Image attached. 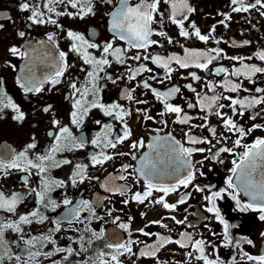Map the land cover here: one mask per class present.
<instances>
[{
	"label": "flooded vegetation",
	"instance_id": "af4514ba",
	"mask_svg": "<svg viewBox=\"0 0 264 264\" xmlns=\"http://www.w3.org/2000/svg\"><path fill=\"white\" fill-rule=\"evenodd\" d=\"M25 0H0V81L3 82L2 87L7 97L19 106L20 111L24 113L23 121L13 119L15 113L6 108L0 112V153L5 155L18 153L23 151L25 147L35 142L37 147L29 151V156L35 158L37 155L45 154L49 147L54 143V136L58 134L60 126H66L70 129L72 137L76 138V142L81 139L85 142L83 148L71 147L72 141L69 140L68 146L64 147L60 152L55 154L57 161L69 160L70 164H64L60 167H50L48 172L44 175L50 181H63V186H55L47 193L45 203L55 201L57 207L52 208L51 204L48 207L38 203L35 193L29 194L30 189H41V177L36 174V170H31V175L28 178L27 184L23 181V177L28 175L25 172L10 170L7 176L0 174V192H3L6 197H10L13 193L23 194V200L17 204L14 212H7L0 210V219L4 222L19 221V217L28 214L36 209L47 217L43 223H37L35 218L31 224H21L22 232L18 233L14 230H7L4 233V240L6 245L4 247L8 250V255L13 259L9 260L7 256L4 257V264H18L14 259L15 256H21V264H29L27 252H55L59 247H72L80 255L68 256L65 260L66 253H55L51 257L45 258L43 255L36 258L35 264H81L82 261L88 260L89 264L97 258V253L100 251H109L105 245L107 243L126 242L128 239L138 240L140 243L134 244L133 251L137 253L134 256L124 255L120 257L122 264H203V261H198L194 257L198 253L194 252L191 245L187 248H180L177 244H168L160 249L155 258L139 257V251L145 245L153 244L157 241L156 236H144L139 231L150 233H159L162 236L170 237L173 240L180 239V233L188 232L192 235L194 240L203 239L206 241L205 255L209 259H218L223 264H253V262L242 259L243 252L249 255L264 254V221L259 219L260 213L249 210L241 212L236 206V202L232 200L227 192L223 194L222 198L217 199L216 205L220 210L223 219L229 224V234L233 241L232 245L226 246L224 241V225L215 218L214 213L207 212L210 203L205 199V196L211 195L213 191H220L227 187L226 180L231 175L232 161H238V155L245 151L243 147L234 149V153H221L216 159H205L211 157L213 153L217 152L221 147H234L233 141L237 136L233 133L227 132L223 128L222 121L215 116L209 117V126H215L217 129V139L222 135L227 136L228 139L217 144L213 139V147L208 144L194 145V147H202L205 149L211 148V152L194 153L192 162L196 169V179L187 188L182 186L177 192L171 193L167 196L169 203H177L182 194L190 193L186 203L178 204L173 211L162 208L160 205H153L148 201L144 204H139L131 200L133 193L139 191L143 192L145 189V182L143 178L136 182V173L132 168H129L128 173H122L123 165H132L138 167V161L142 155L149 150L147 144L151 142V138L157 133L154 129H161L160 135L171 134L179 140L185 147H188L186 138L181 129L187 130L190 125H179L174 123L175 114H166L161 117L160 112L163 111V105L156 100L149 89H144L142 85L144 80H148L152 87L159 91H167L169 88L175 86L181 89L170 102L181 106L185 113L192 116L191 124H201L204 121L200 119L204 115L199 108L189 109L187 104L189 102L196 103V93H193L185 87L191 84L196 88L197 92L211 96L213 93L208 90L206 84L212 81L220 85L224 80V75H216L215 69L218 67H226L229 72L235 67L241 66V61L228 59L226 57H244L243 63L264 67V61L256 58L257 51L264 50V16L260 15V11L264 9H251L249 12H232L234 7L231 5V0H189L190 6L195 8V11L189 15L188 21L185 22V28L191 31L190 24L194 22L200 28L202 34H209L210 29L215 25V32L211 33L212 39L207 43L202 42L194 36L186 39L179 35V28L172 25L165 19L163 25L153 24L152 28L155 31H164L168 37L172 38V43H168L167 37L153 35L151 39L159 41V45H152L146 51L139 50L141 56L160 55L168 57L173 54L183 56L184 48L193 50H208L211 48H220L223 50L221 58L213 61L209 66L211 72H205L197 68L182 69L178 65L172 64L171 67L176 69L171 74V79H165L163 83L159 80L165 76V71L151 63V60L141 59L135 61L127 59L126 63L121 65L115 62L111 67L105 66V71L100 73L101 79L98 83L103 89L100 93L101 102L104 104L119 103L126 109L132 110V115L127 117L128 126L132 129L133 135L130 140L125 141L124 144L118 145L116 149L103 148V144L99 147L92 144V140L97 136L103 137L105 124L111 125V132L109 135L115 137L122 134L123 126L120 121L114 120L112 117L105 116L100 109H92L87 116L84 117L82 124L77 127L71 122V113L73 109V99L71 83H76L77 87L85 84L87 79V72L91 71V66L83 62L81 56L71 51V41L67 33L74 31L82 34L86 39L97 44H103L112 39L113 34L109 31V13L113 11V4H117L118 0H113V4L101 2V0H93L94 15L89 14L82 19L79 16L62 15L57 17L54 13L53 19L58 21L57 25L50 23L32 24L28 20L29 12L21 11L20 4ZM41 7V10L47 12L43 8V3L46 0H28ZM139 0H131L132 4L138 3ZM254 0H246V3H253ZM162 10H165L167 16V6L161 4ZM57 11L75 12L70 6L59 5ZM225 15H230L231 19L226 21L227 27L220 23ZM23 31L25 36L23 38L18 36V33ZM49 34H55V40L49 42L47 37ZM220 40L217 44L215 41ZM43 41V43H41ZM244 41H249L244 44ZM235 42L238 46H233ZM18 47L22 51H28L30 57L34 59V72L37 77L43 79L44 76L55 72V64L59 60V52L67 53V63L69 67L60 78V83L53 87L50 83H46L43 90L39 93H25L24 90L17 83L19 73V66L22 62L29 63L26 58L12 56L8 49L11 47ZM116 47H127L123 41L117 40ZM93 55L99 57L101 52L96 49H89ZM47 53V57H45ZM138 54V50L132 49L127 53L128 57ZM250 57V59H248ZM111 60L112 58L109 57ZM141 64L146 65L152 69V72H143L136 77L134 81H129L127 76L129 74V67L135 69ZM14 66V67H13ZM190 72H196L201 77V80L195 81L189 75ZM26 75L25 65L23 66L22 77ZM108 76L116 80L112 83ZM156 76V80H151L149 77ZM234 82L241 84V89L237 93H232L224 90L221 87L216 88L217 94L223 96H231L233 98L244 99L245 97L264 95V93L255 92V88H264V73H257L252 79L240 77H230ZM125 88L135 89L133 95L139 100H146V104H137L134 101H128L123 98V90ZM248 89V91H245ZM77 98H79L77 96ZM5 102H6V98ZM89 99H92L89 96ZM219 103L226 105L223 109L229 116L239 124L244 126L245 130L252 128L255 124L264 125V104L257 105L252 109L245 111L241 117L233 115L231 110L227 107L229 100L221 99ZM51 105L49 112H44V107ZM147 110L148 114L154 117V120L146 121L143 115L138 113L136 109ZM256 113H262L257 116L255 120L251 118ZM53 120L60 121V125H54ZM161 120L167 121V126L159 123ZM97 121H100L97 124ZM194 135L199 137H207L212 139L211 134L206 128H193ZM52 133L53 135H49ZM256 138H264V127L252 131L249 135L244 137L242 144H252ZM143 139L145 147L138 150H131L130 143ZM103 150L108 155H112V160L106 161L103 165H92L91 155L99 154ZM137 156L136 160L131 158V155L122 156L118 153L133 152ZM223 160V163L220 162ZM203 161V164L197 163ZM76 164L87 165V179L80 183L79 181L73 185L71 177L75 170ZM203 172V175L200 173ZM121 174L128 175L127 180H114L110 184L127 185L130 191L125 196L113 194L105 191L102 187L106 180L110 177H118ZM162 182L173 183L174 178H165ZM233 182H236L233 177ZM195 185L205 187L204 192L195 190ZM210 188V190H209ZM228 191H233L229 189ZM163 195L159 192H153L151 199L158 198ZM65 199L71 200V204L65 205ZM238 199L241 203H249L251 200L245 196L243 191L239 192ZM81 200L89 201L93 204L96 216L103 219H96L91 217L89 211H82L79 220H73L68 223L64 218L74 206L78 205ZM128 200L125 204L123 201ZM112 211L111 216L108 215ZM144 214V215H142ZM175 216L177 220H185L184 224H176L171 219ZM115 223L113 220L116 218ZM31 218V217H30ZM163 220L167 224V228H162L157 224H150L153 220ZM61 220L60 231L55 232V222ZM81 221H83L81 223ZM120 223L130 224L129 230H124L119 227ZM193 224V227H189ZM147 225V226H146ZM90 228L93 231L99 232L103 230L104 237L102 239H95L91 237V232L85 231ZM53 230V231H50ZM129 232L131 236H129ZM50 236L49 241H34L35 248H29L25 241L33 239L34 237ZM84 237V244L87 247V252H82L80 248V237ZM71 238V239H70ZM92 239V243L88 244V240ZM246 239L252 240L249 245L245 242ZM239 242V246L237 245ZM4 247H0V255L4 254ZM243 250V251H242ZM193 251V257H188L187 253ZM235 258V261L233 260Z\"/></svg>",
	"mask_w": 264,
	"mask_h": 264
},
{
	"label": "snow or ice",
	"instance_id": "6c2138e0",
	"mask_svg": "<svg viewBox=\"0 0 264 264\" xmlns=\"http://www.w3.org/2000/svg\"><path fill=\"white\" fill-rule=\"evenodd\" d=\"M101 2H107L108 4H113V0H101ZM167 6V16H165V10H162L161 4ZM59 5L70 6L76 11L73 12H63L57 11ZM232 7L231 11L240 13V12H249L251 9H264V0H254L253 3H246V0H231ZM43 8L47 12L41 10L36 4L28 2L25 0L24 3L20 4L21 11L29 12L28 20L32 24H45L50 23L57 25L58 21L52 18V15L55 14L57 17L62 15L67 16H79L81 19L84 16L94 13V4L93 0H46L43 3ZM113 11L109 13V31L113 34L111 40L104 42L103 44H97L86 39L82 34L68 31V38L73 41L71 45V51L79 54L83 59V62L91 66V71L87 72V79L85 84L81 87H77L76 83H71L70 87L72 88V99H73V111L71 113V122L72 124L79 127L85 116L92 109H100L105 116L112 117L114 120L121 122L123 126L122 134L115 136L114 138L109 135L111 132V125L105 124L103 128L105 129L103 137L97 136L96 139L92 140V144L100 146L103 144V148L116 149L118 145L124 144L125 141L130 140L133 135L132 129L128 126L126 118L132 115L131 109L124 108L119 103L104 104L101 102L100 93L102 88L99 85L98 81L101 79L100 73L105 71V66L111 67L112 63L125 64L127 59L140 61L151 60V63L155 64L157 67L164 69L165 76L159 80L160 83H163L165 79H171V74L176 69L171 67L174 63L182 69L188 68H197L205 72H211L209 66L213 61L221 58L223 50L220 48H211L208 50H193L189 48L181 47L184 50V55L180 56L177 54L170 55L168 57H162L160 55L141 56L139 50L146 51L152 45H159V41L151 39L153 35L167 37L168 43L171 44L172 38L168 37V34L164 31H155L152 28L153 24H161L167 19L172 25H175L179 28V35L190 39L193 36L198 40L207 43L212 39L211 33H214L216 28L213 25L210 29L209 34H202L200 28L196 26L194 22L190 24L191 31L188 28H185V22L188 21L189 15L195 11V8L190 6L189 0H139L138 3L132 4L131 0H118L117 4H113ZM260 15L264 16V11H260ZM230 15H225L224 19L220 23L224 24L227 27L226 21L230 20ZM3 25L0 24V28ZM18 36L23 38L25 33L23 31L18 33ZM49 42L55 40V34H49L47 37ZM123 41L126 44L125 47H116L114 46L116 41ZM217 44L220 43V40L215 41ZM43 43V41H41ZM249 41H244V44H248ZM233 46H238L233 42ZM89 49H96L101 52L100 56L97 57L89 52ZM138 50V54L128 57L127 53L132 50ZM9 53L12 56H18L20 58H26L30 62L25 64L26 75L24 77H18L17 83L24 90L25 93H39L43 90V87L46 83H50L53 87L60 83V78L64 75V72L69 67L67 63V53L59 52V60L55 64V72L44 76L43 79L36 76L34 72V59L30 57L28 51H22L18 47H11L8 49ZM45 53V57H47ZM256 58L260 61H264V50L257 51L255 53ZM109 57L112 59L110 60ZM228 59L241 61L240 67H235L231 72L226 67H218L215 69V74L224 75V80L220 85L215 84L212 81H208L206 87L213 94L211 96L201 94L197 92L191 84L185 85L187 89L196 93V103L189 102L187 107L189 109L199 108L201 112L204 113L200 119L204 121L201 124H191L193 117L185 113L184 109L172 102L181 89L179 87H171L167 91H159L158 89L152 87L148 80H144L142 85H137V87L142 86L144 89H149L156 100L160 101L163 105V111L159 113L161 117L166 114H175L174 123L179 125H190L187 130L181 129L183 132L188 147H185L179 140H177L170 133L166 135H160L161 129H154L157 134L151 138V142L147 144L148 152L142 155L138 161V167H133L132 165H123L121 172L128 173L129 168L133 169V172L136 173V182L139 183V179L143 178L145 182V189L143 192H135L131 196V200L144 204L145 201L153 205H160L162 208L173 211L177 208L178 204L186 203L190 193L182 194L177 203H169L167 201V196L171 193L177 192L178 189L182 186L187 189L192 182L196 179V169L192 162V156L194 153H204L211 152V148L205 149L202 147H194V145L208 144L213 145V139L216 140L217 144L222 143V141L228 139L227 136H221L217 139V129L215 126H209L208 120L209 117L215 116L222 121L223 128L237 136V139L233 141L234 147H221L217 152L213 153L211 157H205V159H216L220 156L221 153H234V149L237 147H243L245 151L238 155V161L234 159L232 161L233 167L231 168V175L226 180L227 187L221 189L220 191H213L211 195L205 196V199L209 201L210 207L207 208V212L214 213L215 218L224 225V241L225 245L229 246L233 244V241L229 234V224L223 219L220 214V210L216 205V201L219 198L223 197L225 192L231 196L232 200L236 202V206L241 212H246L253 210L260 213L259 219L264 221V138H256L254 143L242 144L244 137L249 135L252 131H255L258 128L264 127V125L255 124L252 128L245 130L244 126L239 125L234 119L233 116H229L228 113L224 112L223 109L226 105L219 103L221 99L229 100L230 103L227 107L231 110L233 115L243 116L245 111L254 108L257 105L264 104V95L245 97L244 99L233 98L231 96H223L222 94L216 93V88L221 87L224 90L232 93H237L241 89V84L234 82L230 77H240L243 76L253 83L255 81L252 79L257 73H264V67H259L256 65H250L243 63L244 57H226ZM250 59V57L248 58ZM14 67V66H13ZM127 79L129 81H134L138 75L143 72H152V69L146 65L141 64L135 69L129 67ZM189 75L193 80L199 81L201 77L197 75L196 72H190ZM108 79L112 83H116V80L111 76H108ZM151 80H156V76L149 77ZM3 82L0 81V112L6 108H10L14 113L13 119L17 121H23L24 113L20 111L18 105H16L10 97H7V94L4 92L2 87ZM135 89L125 88L123 90V98L128 101H134L137 104H146V100L137 99L133 93ZM248 91V89H245ZM255 92L264 93V88H255ZM77 96L79 98H77ZM89 96L92 99H89ZM6 98V102L5 99ZM51 110V105L44 107V112H49ZM138 113L143 115V119L146 121L154 120V117L148 114L147 110L136 109ZM262 113H256L251 116L253 120ZM54 125L59 126L60 121L53 120ZM100 121H97L99 124ZM159 123L167 126L166 120H161ZM193 128H206L211 134L212 139L207 137H199L194 135L192 132ZM49 135H53L49 133ZM69 140L72 141L71 147L74 148H83L85 142L81 139L79 142H76V138L72 137L71 131L66 126H60L58 134L54 136V143L49 147L48 151L45 154L37 155L35 158L29 156V151L35 149L37 144L35 142V137H33V142L29 143L23 151L18 153L12 152V154L5 155L0 153V174L7 176L10 170H17L27 173L23 177V181L27 184L28 178L31 175V170L35 169L36 174L41 177V189L37 191L36 189H30L29 194L35 193V196L38 200V203L44 207H48V204H51L52 208L57 207L55 201H49L48 204L45 203V197L47 193L51 190L53 185L63 186V181H50L47 176L44 174L48 172L50 167H60L64 164H70L71 161L63 160L57 161L55 154L60 152L64 147L68 146ZM145 147V142L143 139L130 143L131 150H138ZM118 155L127 156L131 155L133 160L137 159V156L133 152L128 153H118ZM114 157L108 155L106 152L101 150L99 154L91 155L92 165H103L106 161L112 160ZM223 163V160H220ZM199 164H203V161H197ZM87 165L76 164L75 170L71 177L73 185L78 181L83 183L87 179ZM257 170H262L260 172V179H256ZM204 173L201 172L200 175ZM233 177H235L236 182H233ZM165 178H174L173 183H164L162 182ZM127 180L128 175L121 174L118 177H110L109 180H106L102 187L105 188V191L111 192L113 194H119L120 196H125L130 188L127 185H115L114 183L110 184V181L114 180ZM229 189L233 191H228ZM195 190L199 192H204L205 187L200 185H195ZM210 190V188H209ZM243 191L244 194L250 197L251 202L241 203L238 199L239 192ZM153 192H159L163 195L158 198L151 199ZM24 196L21 193H13L10 197H6L3 192H0V210L7 212H14L17 204L23 200ZM125 204L129 203L128 200L123 201ZM65 205L71 204V200L65 199L63 201ZM82 211H89L92 218L103 219L102 217L96 216L94 206L91 202L86 200H81L78 205L74 206L69 210L65 216V220L68 223H71L73 220L80 219V213ZM112 211L108 212V215L111 216ZM144 215V214H142ZM31 217V218H30ZM36 219L37 223H43L47 217L44 216L39 209H36L28 214L19 217V221L4 222L3 219H0V247L6 245L4 240L5 231L11 229L18 233L22 232L20 227L21 224H31L33 219ZM119 218L113 220V223L116 222ZM176 224H184L185 220H177L175 216L171 217ZM83 221H81L82 223ZM150 224H157L162 228H167L168 225L163 223V220H153ZM61 220L55 222V232L60 231ZM147 226V225H146ZM189 227H193V224H189ZM119 227L124 230H129L130 224L120 223ZM53 231V230H50ZM85 231L91 232V237L95 239H102L104 237L103 230L96 232L90 228H86ZM144 236H156L157 241L150 245H145L143 249L139 251V257H152L155 258L157 253L161 248L168 244H177L180 248H187L189 245L192 246L194 252L198 253L195 255V259L198 261H203V264H218V259H209L205 255V245L206 241L203 239L194 240L192 235L188 232L180 233V239L173 240L170 237H165L159 233H150L144 231L143 229L139 230ZM129 236L131 233L129 232ZM71 239V238H70ZM49 241L55 243L54 240H51L50 236H40L34 237L33 239L25 241L29 248H35L34 241ZM245 242L251 245L253 242L250 239H246ZM92 243V239L88 240V244ZM140 241L128 239L126 242H117V243H107L105 247L109 250L107 252L100 251L97 253V258L93 264H122L120 257L124 255L134 256L137 255L133 251V245L138 244ZM239 246V242L237 245ZM80 248L82 252H87L88 249L84 244V237H80ZM243 251V250H242ZM193 251L187 253L188 257H193ZM55 253H66L64 257L66 260L68 256L80 255V252H77L72 247H59L55 249V252H40V251H28L27 256L29 264H35L36 258L44 256L45 258L51 257ZM7 256L9 260L13 259L11 255H8V250L4 247V254L0 255V264H4V257ZM14 259L21 264V256L17 255ZM242 259L253 262V264H264V254L261 255H249L247 252H243ZM235 261V258H233ZM53 264H58V262H53ZM81 264H89L88 260H84ZM190 264V261H189ZM219 264H223L222 261Z\"/></svg>",
	"mask_w": 264,
	"mask_h": 264
},
{
	"label": "water",
	"instance_id": "95a60500",
	"mask_svg": "<svg viewBox=\"0 0 264 264\" xmlns=\"http://www.w3.org/2000/svg\"><path fill=\"white\" fill-rule=\"evenodd\" d=\"M25 65V63L24 62H22L21 64H20V66H19V73H18V75L20 76V77H22V71H23V66ZM262 170H257V172H256V179L257 180H259L260 179V172H261ZM246 196V195H245ZM248 197V196H247ZM249 199H250V197H248Z\"/></svg>",
	"mask_w": 264,
	"mask_h": 264
}]
</instances>
